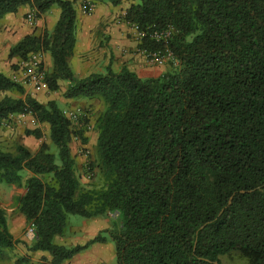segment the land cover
<instances>
[{
    "label": "trees",
    "instance_id": "obj_1",
    "mask_svg": "<svg viewBox=\"0 0 264 264\" xmlns=\"http://www.w3.org/2000/svg\"><path fill=\"white\" fill-rule=\"evenodd\" d=\"M110 2L120 0H94ZM23 5L37 16L53 6L61 16L52 31L29 34L10 55L49 52L50 90L68 79L66 98H98L96 163L100 181L84 186L71 152L74 133L56 101L26 94L0 99V126L12 114L32 113L50 125V139L33 153L0 147V181L24 186L18 206L35 240L29 250H46L61 264L86 245L54 242L70 215L112 216L106 232L118 264H223L237 252L249 264H264V0H139L124 16L148 30L147 51L165 45L150 29L173 27L175 61L157 77L127 67L77 77L70 65L76 42L72 0H0V21ZM150 28V29H148ZM26 88L0 71V93ZM89 121V118H87ZM27 135L44 137L41 128ZM92 177V175H91ZM28 225V226H29ZM99 234L92 240L106 241ZM18 240L0 207V253ZM13 264H33L29 255Z\"/></svg>",
    "mask_w": 264,
    "mask_h": 264
},
{
    "label": "crops",
    "instance_id": "obj_2",
    "mask_svg": "<svg viewBox=\"0 0 264 264\" xmlns=\"http://www.w3.org/2000/svg\"><path fill=\"white\" fill-rule=\"evenodd\" d=\"M72 1L77 14L76 42L74 53L69 62L77 77H85L94 72L102 73L108 67L116 71L127 67L141 77H157L163 73L166 67L153 65L148 60L140 47V43L135 38L134 31L124 20L123 12L126 10L122 9L126 5L125 2L120 0L119 4L114 5L110 2L98 1L95 2L92 12L85 13L81 9L79 0ZM28 7L29 5L21 6L16 13L7 16V20H11V16L15 14L21 18L20 16L29 10ZM61 11L59 6H53L48 12L36 19L33 29L24 25V27L10 26L7 31L0 30V71L12 77L21 60L17 54L10 55L12 47L29 34L41 36L46 30L52 31L60 19ZM19 24L23 23L19 22ZM44 66L47 72H51L53 69L52 56L47 51L44 52ZM58 84V90L42 89L36 91L31 87L30 89L42 96V98L37 97L39 101L47 103L54 100L59 106L60 101L63 103V106H60L62 109L82 107L88 113L91 127L82 125L79 128H85L86 141L72 140L71 143V152L76 160L77 172L82 173L86 170L84 164L86 156L81 150L89 149L92 152L96 150L98 132L94 128V115L100 108L99 103L102 102L98 98H66L64 93L70 86V81L59 79ZM46 92L48 95L45 94ZM14 209L9 208L5 211L10 232L15 239L20 238L24 241V247H15L14 250L18 253L16 254L29 255L33 264L52 263L53 256L49 251L28 250L27 246L32 243V239L28 233L26 217L20 211L15 212L18 210L17 208ZM111 217L110 215L84 218L80 223L72 224L69 229H67V223L64 234L56 236L54 242L66 247L86 244L88 247L64 260L61 264H118L116 245L106 233L112 226ZM102 233L107 236L106 241L92 242L96 236ZM6 254L4 250L0 253V255Z\"/></svg>",
    "mask_w": 264,
    "mask_h": 264
},
{
    "label": "rangeland",
    "instance_id": "obj_3",
    "mask_svg": "<svg viewBox=\"0 0 264 264\" xmlns=\"http://www.w3.org/2000/svg\"><path fill=\"white\" fill-rule=\"evenodd\" d=\"M121 1L125 2V4H126L122 10H127V8L132 3L139 2V0H121ZM28 8H29V10L24 12L20 16L21 18H18V16L15 14V15L11 16L12 19L8 21L7 20L8 18H6V17L10 16L12 14L11 13L7 14L0 21V30L7 31V29L10 26L24 27V25L28 26L30 29H33L35 26L28 23L27 14L29 12H31L34 8L31 7L30 5ZM125 12H123V14ZM37 18H38V16H37ZM124 20H125V18H124ZM19 22L23 23V24H19ZM169 64H170V62H168L164 65H159V66H165L166 68L164 71H166L169 67ZM25 88H26V92L24 94L21 92H18V91H13V90H10V91L4 92V93H0V99L5 94H8L11 97H15V98L25 97L26 94H29V95L35 97L36 99H37V97L42 98V96H39V94H37L36 91H34L33 89H30L29 86H25ZM45 94L48 95L47 92ZM40 102H42V101H40ZM59 104H60V106H63V103L60 101H59ZM99 104H100V108L97 111V113L94 115L95 122H96V119H97L99 112L104 108L103 103H99ZM64 110H66V109H63V111ZM44 124H46V125H44ZM49 127H50L49 123L39 122L38 119L32 113L12 114L0 126V147L6 151L14 153L17 149V146L20 144H23L24 146L29 148L33 153H37L40 150L43 141H46L47 143H49L52 146V149L55 150V147L53 146V143L50 139V128ZM34 128H41V130L44 133V137L41 139H38L32 135L26 134V129H34ZM94 128H95V126H94ZM72 142L73 141H71V143ZM86 150H89V149L81 150L86 156V160L84 163L86 166L85 169H87L89 167V163H96V161H97L96 150L94 152H92L90 150L86 152ZM92 166L94 168L92 169L93 170L92 171V177H90V178L87 177L86 170L83 171L82 173L77 172L78 175L80 176V180H81L82 184L84 186H87V187L92 186L94 184L96 185L100 181V177L98 174L97 167H95V164H93ZM84 176H85V178H83ZM25 193H26V188L24 186H18L16 184H8V183L0 181V207L3 208L4 210H7L9 208H11V209L17 208L18 210L15 212L20 211L22 213V211L20 210V208L18 206V198L20 196L24 195ZM14 210H16V209H14ZM5 213H6V211H5ZM84 218L85 217H83L81 215H70L68 218L67 229H69L72 224L80 223L81 220H83ZM26 220H27V218H26ZM27 225H29L28 220H27ZM30 236L32 239V243L29 246H31L35 240V236H36L35 230H33V232L30 233ZM16 240H18V242L16 243V245L13 248L4 249L5 254L6 253L7 254L6 255H0V264H13V262L18 257L23 256V255H17L18 253L14 249L16 246H19L20 248L24 247V241L20 238H18ZM29 246H27L28 250H29ZM221 260H222L223 264H249L248 260L245 259L244 257H242L241 255H239V253H237V252H232L230 254L223 255L221 257Z\"/></svg>",
    "mask_w": 264,
    "mask_h": 264
},
{
    "label": "built area",
    "instance_id": "obj_4",
    "mask_svg": "<svg viewBox=\"0 0 264 264\" xmlns=\"http://www.w3.org/2000/svg\"><path fill=\"white\" fill-rule=\"evenodd\" d=\"M81 4V9L85 13L92 12L95 7L94 0H79ZM126 12L124 13V16ZM37 18V12L33 9L27 14V21L31 25H35ZM132 28L135 34L136 40L141 44L144 38L148 34V30H142L136 23H131L126 21ZM150 29V28H148ZM150 38L164 44L163 48H157L155 50L147 51L142 49L146 54L148 60L152 64L164 65L170 61L177 60L175 58L174 52L169 47V42L172 39L175 29L173 27H168L164 29L151 28L150 29ZM16 82L21 83L24 86H29L36 91L47 89L49 90L47 82V70L44 66V51H32L25 58L21 59L17 70L14 72L12 77ZM30 113V112H28ZM65 115L71 121V126L73 130L79 129L82 125H86L88 128L91 127L90 122L87 120L88 113L82 107H77L75 109H66L64 110ZM27 114V113H22ZM82 136L79 133H74L72 140L81 142ZM87 152V151H86ZM87 177L90 178L92 172L90 167L86 169ZM34 224L31 223L28 226V233L33 232Z\"/></svg>",
    "mask_w": 264,
    "mask_h": 264
},
{
    "label": "water",
    "instance_id": "obj_5",
    "mask_svg": "<svg viewBox=\"0 0 264 264\" xmlns=\"http://www.w3.org/2000/svg\"><path fill=\"white\" fill-rule=\"evenodd\" d=\"M218 264V263H217Z\"/></svg>",
    "mask_w": 264,
    "mask_h": 264
}]
</instances>
